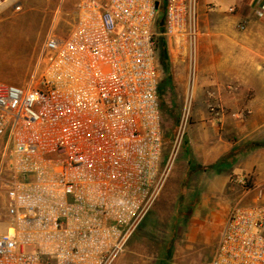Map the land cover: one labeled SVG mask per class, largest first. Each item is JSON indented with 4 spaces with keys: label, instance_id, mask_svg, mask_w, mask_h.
I'll return each instance as SVG.
<instances>
[{
    "label": "built area",
    "instance_id": "built-area-1",
    "mask_svg": "<svg viewBox=\"0 0 264 264\" xmlns=\"http://www.w3.org/2000/svg\"><path fill=\"white\" fill-rule=\"evenodd\" d=\"M157 2L80 0L39 76L0 81V264H115L159 201L192 123L201 31L199 0H167L187 83L165 161ZM210 264H264V203L231 210Z\"/></svg>",
    "mask_w": 264,
    "mask_h": 264
},
{
    "label": "rangeland",
    "instance_id": "rangeland-1",
    "mask_svg": "<svg viewBox=\"0 0 264 264\" xmlns=\"http://www.w3.org/2000/svg\"><path fill=\"white\" fill-rule=\"evenodd\" d=\"M7 1L1 0V3ZM79 2L14 0L4 9L0 8V55L3 48L5 56L0 57L1 82L25 87L39 76L38 59L47 36L51 32L60 37L70 34L77 21ZM180 93H183L182 87ZM181 108L182 99H175L174 94L162 98V120L168 136H175ZM191 125L159 201L119 260L131 258L130 264H210L223 227L217 223L221 213L202 207L204 197L215 195V200L221 196L227 206H238L237 197L246 193L244 205L264 203V163L261 161H256L247 175L243 171L246 167L237 161H224L218 168L207 170L198 161L182 160L185 153L192 158L190 145L199 124L196 121ZM233 186L235 191L230 190ZM1 213H5L2 196ZM192 218L194 224L190 226Z\"/></svg>",
    "mask_w": 264,
    "mask_h": 264
},
{
    "label": "crops",
    "instance_id": "crops-1",
    "mask_svg": "<svg viewBox=\"0 0 264 264\" xmlns=\"http://www.w3.org/2000/svg\"><path fill=\"white\" fill-rule=\"evenodd\" d=\"M258 1L199 0L200 81L191 123L193 126L197 121L199 126L190 145L192 158L185 153L182 160L198 161L207 170L218 168L224 161H237L246 167L243 171L248 175L256 161L264 163V17L257 14ZM162 37L164 56L160 48L157 50L160 99L174 94L183 103L186 57L165 32ZM181 87L183 93L178 95ZM214 104L218 107L215 114L210 109ZM235 187L230 190L235 191ZM214 197H204L202 207L221 213L217 223L223 227L235 205L227 206L221 196ZM245 200L246 193L238 196L235 204L246 206ZM193 224L194 218L189 225ZM118 260V264L131 262V258Z\"/></svg>",
    "mask_w": 264,
    "mask_h": 264
},
{
    "label": "trees",
    "instance_id": "trees-1",
    "mask_svg": "<svg viewBox=\"0 0 264 264\" xmlns=\"http://www.w3.org/2000/svg\"><path fill=\"white\" fill-rule=\"evenodd\" d=\"M158 1L160 3V6H159V10H158V16L156 19L154 32L157 36V50H158V48H160L159 50H161L160 52L164 56L166 43L164 41V38L162 37V34L165 32L164 22H165V16H166V2H165V0H158ZM160 20H162V21H160ZM176 130H177V128L175 129V131ZM173 138H174L173 135L168 136V134H166V132H164L165 151L167 150V146H170V143H171Z\"/></svg>",
    "mask_w": 264,
    "mask_h": 264
},
{
    "label": "bare ground",
    "instance_id": "bare-ground-1",
    "mask_svg": "<svg viewBox=\"0 0 264 264\" xmlns=\"http://www.w3.org/2000/svg\"><path fill=\"white\" fill-rule=\"evenodd\" d=\"M12 1H14V0H10L8 3H11ZM8 3H6V4H4V3L1 4V3H0V7H1V8H2V7L4 8V7L8 6Z\"/></svg>",
    "mask_w": 264,
    "mask_h": 264
},
{
    "label": "water",
    "instance_id": "water-1",
    "mask_svg": "<svg viewBox=\"0 0 264 264\" xmlns=\"http://www.w3.org/2000/svg\"><path fill=\"white\" fill-rule=\"evenodd\" d=\"M156 5H157V8H159V6H160V3H159V2H157V3H156Z\"/></svg>",
    "mask_w": 264,
    "mask_h": 264
}]
</instances>
